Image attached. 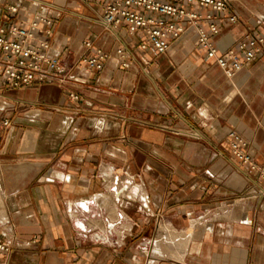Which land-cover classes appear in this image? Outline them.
<instances>
[{"label": "crops", "instance_id": "1", "mask_svg": "<svg viewBox=\"0 0 264 264\" xmlns=\"http://www.w3.org/2000/svg\"><path fill=\"white\" fill-rule=\"evenodd\" d=\"M39 1L59 9L45 39L66 79H0V237L11 250L0 264H264V178L228 143L237 132L264 170V47L228 78L193 30L151 56L125 28L104 30L99 0ZM229 3L238 21L214 39L219 52L247 31L264 38V0ZM96 51L102 70H86Z\"/></svg>", "mask_w": 264, "mask_h": 264}, {"label": "built area", "instance_id": "2", "mask_svg": "<svg viewBox=\"0 0 264 264\" xmlns=\"http://www.w3.org/2000/svg\"><path fill=\"white\" fill-rule=\"evenodd\" d=\"M23 1L39 7L34 13L27 11ZM100 22L105 31L125 28L139 37L137 47L151 56L165 54L169 44L187 30L195 31V43L211 60L232 77L245 64L251 63L263 50L264 38L254 30L247 31L230 49L219 52L214 39L223 25L233 27L238 16L230 11L229 0H99ZM57 7L39 0H0V79L12 88H24L38 84L62 83L65 69L57 57H50L48 40L53 25L50 11ZM25 12L26 23L15 24L10 18ZM87 48L89 42H84ZM116 55L123 59L125 51L118 48ZM106 56L96 51L93 56L81 60L86 70L100 71ZM122 66H127L123 62ZM70 99L77 96L69 94ZM4 122V125H7ZM232 158L239 167L250 172L259 169L247 152L248 143L235 131L228 134ZM10 244L0 237V258L10 252Z\"/></svg>", "mask_w": 264, "mask_h": 264}, {"label": "bare ground", "instance_id": "3", "mask_svg": "<svg viewBox=\"0 0 264 264\" xmlns=\"http://www.w3.org/2000/svg\"><path fill=\"white\" fill-rule=\"evenodd\" d=\"M192 225V224H191ZM160 228H162V227H160ZM170 233V232H169ZM171 235V234H170ZM169 238V237H168ZM184 238H186V236L184 237ZM159 241V240H158ZM178 244V243H177ZM159 247H160V245H159ZM156 249H158V247H156ZM161 249V248H160ZM162 249H164V248H162ZM161 249V250H162ZM157 252H158V250H156ZM170 251V250H169ZM165 252V251H164ZM172 253V252H171ZM158 254H159V252H158ZM166 254V253H165ZM163 256V255H162Z\"/></svg>", "mask_w": 264, "mask_h": 264}]
</instances>
